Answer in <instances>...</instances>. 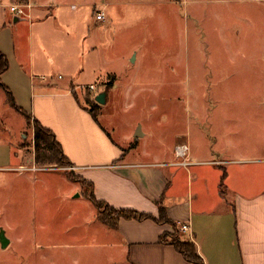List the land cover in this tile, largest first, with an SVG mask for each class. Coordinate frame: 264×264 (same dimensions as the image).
Listing matches in <instances>:
<instances>
[{
	"label": "rangeland",
	"instance_id": "obj_1",
	"mask_svg": "<svg viewBox=\"0 0 264 264\" xmlns=\"http://www.w3.org/2000/svg\"><path fill=\"white\" fill-rule=\"evenodd\" d=\"M63 1L70 2L54 3ZM73 2L82 56L54 68L51 80L72 83L80 100L116 84V100L101 107L99 119L103 126L110 121L113 130L104 128L116 140L140 139L148 155L131 158L169 160L176 143L188 144L191 163L207 149L263 157L264 0ZM90 3L97 9L108 3V30L87 29ZM2 6L9 12L7 0ZM64 33L59 39L70 40ZM139 127L145 138H134ZM34 157L33 123L9 106L0 88V229L10 241L6 249L0 245V264H27L38 245L32 234L42 229L73 243L79 221L94 211L88 199H72L80 196L65 175L73 167H39Z\"/></svg>",
	"mask_w": 264,
	"mask_h": 264
},
{
	"label": "crops",
	"instance_id": "obj_2",
	"mask_svg": "<svg viewBox=\"0 0 264 264\" xmlns=\"http://www.w3.org/2000/svg\"><path fill=\"white\" fill-rule=\"evenodd\" d=\"M5 1L0 0V53L6 56L9 69L2 83L19 109L54 133L76 175L93 185L95 198L114 209L155 218L161 204L179 231L183 225L189 227L180 234L194 243L203 264H264V155L241 157L207 149L201 158L193 155L192 167L185 169L175 165L176 143L169 160L131 158L148 153L140 151V139L134 143L129 136L116 140L104 128L106 124L112 129L110 121L103 126L99 119L102 106L96 122L84 110L86 100L82 95L80 100L72 83L51 80L54 68L63 69L66 62L82 56L81 40L77 42L75 34L78 4L7 0L8 12L2 6ZM15 6L25 7V15L12 14L10 8ZM90 6L94 16L87 29L108 30L112 23L105 10L108 3L102 4L103 9ZM98 13L104 15L102 21L96 20ZM63 32L70 40L59 39ZM115 85L106 93V104L116 100ZM126 145L134 146L132 151ZM3 147L11 158V149ZM75 191L80 196L72 199H87L80 186ZM91 206L94 211L79 221L82 231L75 234L73 243L46 229L33 232L38 245L28 252L27 264H190L173 246L160 243L163 235L173 234L170 226L122 220L118 230H112L97 221Z\"/></svg>",
	"mask_w": 264,
	"mask_h": 264
},
{
	"label": "trees",
	"instance_id": "obj_3",
	"mask_svg": "<svg viewBox=\"0 0 264 264\" xmlns=\"http://www.w3.org/2000/svg\"><path fill=\"white\" fill-rule=\"evenodd\" d=\"M9 69V63L3 54L0 53V88L6 95L7 103L15 111L23 114L29 121L33 123V148L35 151L34 164L36 166H57L59 168H70L73 167L71 162L64 155L61 145L57 142L53 132L45 129L39 122L33 120L31 116L24 113L15 104L12 92L2 83L1 77ZM111 87L110 84L106 86ZM107 93V89H105ZM100 108L93 100H86V110L92 118L97 122V111ZM75 173H65L67 179L73 183H77L83 195L90 201L97 211V221L103 226L112 230H118L119 223L122 220L125 221H145L152 220L159 225H168L173 229V234H165L161 237L160 243L173 246L174 249L182 255V257L190 264H203L202 258L199 256L197 249L193 242L185 241L181 238L179 227L168 217L166 209L159 204L158 217L155 218L148 214L139 213L134 210L128 209H114L107 203L98 201L94 195L93 185L83 179L82 177L74 175Z\"/></svg>",
	"mask_w": 264,
	"mask_h": 264
},
{
	"label": "built area",
	"instance_id": "obj_4",
	"mask_svg": "<svg viewBox=\"0 0 264 264\" xmlns=\"http://www.w3.org/2000/svg\"><path fill=\"white\" fill-rule=\"evenodd\" d=\"M10 12L12 14H14L15 16H17V17L24 16L25 15V7H23V6L11 7L10 8ZM103 19H104V15L102 13H98L97 16H96V20L97 21H102ZM89 90L90 91H95V88L94 87H90ZM174 155H175V165L177 167H181V168L187 169V168H189L192 165L191 160L189 158L190 149H189L188 144L177 145L175 147V150H174ZM71 170L74 171L73 168H71ZM188 230H189V227L187 225H183L180 228V232L183 233V234L188 232Z\"/></svg>",
	"mask_w": 264,
	"mask_h": 264
},
{
	"label": "water",
	"instance_id": "obj_5",
	"mask_svg": "<svg viewBox=\"0 0 264 264\" xmlns=\"http://www.w3.org/2000/svg\"><path fill=\"white\" fill-rule=\"evenodd\" d=\"M17 19H15V22H16ZM106 97H107V94L106 92H102V93H99L96 97H95V102L100 105V106H103L106 104ZM143 137V133L141 131V128L139 127L134 135V138L136 139H139V138H142ZM9 240L6 238L5 236V232L4 230L0 229V245H1V248L2 249H6L7 246L9 245Z\"/></svg>",
	"mask_w": 264,
	"mask_h": 264
}]
</instances>
